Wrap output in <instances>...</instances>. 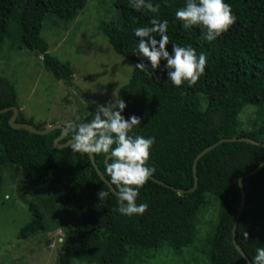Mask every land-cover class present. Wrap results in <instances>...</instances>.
<instances>
[{"label":"trees","instance_id":"trees-1","mask_svg":"<svg viewBox=\"0 0 264 264\" xmlns=\"http://www.w3.org/2000/svg\"><path fill=\"white\" fill-rule=\"evenodd\" d=\"M87 1L0 0V51L12 32L11 24L17 22L19 47L42 55L54 76L71 84L73 66L50 52L42 29L47 12L69 20ZM153 2L160 5L156 13L136 10L128 0H116L118 19L101 27L113 48L134 61L132 76L118 89V98L127 102L122 113L125 117H141L132 132L155 137L148 161L155 168L152 175L188 189L195 183V157L208 145L234 135L264 141V0H227L237 19L211 42L203 38L201 26H185L175 16L185 0ZM153 16L168 20L170 53L172 43L191 45L197 54L205 53V72L194 84L185 81L174 85L167 78L163 58L154 70L136 66L138 59L146 58L135 54L139 38L133 29L150 26ZM153 35L158 38L159 33ZM249 103L256 108V116L251 126H241L239 114ZM11 105L20 107L18 120L44 126L24 114L15 85L0 76V109ZM96 109L97 105L90 103V112L75 121L93 119ZM12 112L10 109L0 114V192L10 183V170H20L34 183V199L29 202L32 217L20 229V237L63 226L58 264H74L75 258L89 264H149L156 257L151 249L159 251L163 247L182 254L185 247L194 246L200 216L213 198L219 200L220 207L205 241L207 253L210 249L209 264H249L236 247L232 230L242 198L239 178L264 160V146L246 140L217 144L197 163L199 183L194 191L179 192L149 177L137 196V203L146 202L148 208L143 214L129 216L118 211L119 197L99 175L89 153L73 152L70 145L55 146L61 128L46 134L15 128L9 123ZM70 138L72 133L68 132L61 141ZM107 155L94 153L110 180L105 171ZM6 166L16 168L6 174ZM244 183L246 204L236 240L251 259L255 249L264 246V166L245 177ZM61 207L83 213L75 227L64 222Z\"/></svg>","mask_w":264,"mask_h":264},{"label":"rangeland","instance_id":"rangeland-1","mask_svg":"<svg viewBox=\"0 0 264 264\" xmlns=\"http://www.w3.org/2000/svg\"><path fill=\"white\" fill-rule=\"evenodd\" d=\"M116 0H88L86 6L72 19H65L51 11L45 14L42 35L50 52L74 68L71 84L54 76L40 54L19 47L17 22L0 51V76H6L17 91L20 106L36 124H67L90 112V103L107 105L118 99V89L133 73L134 61L118 53L102 30V24L116 21L120 15ZM256 108L250 103L239 114L240 125L251 126ZM5 173L14 166H6ZM7 175L10 183L0 192V264H58L64 227L20 237V229L31 220L29 202L34 199V183L20 170ZM9 198L5 199L4 194ZM26 193V195H24ZM11 196V197H10ZM200 216L198 236L193 247H185L182 254L163 247L149 264H209L210 249L205 244L214 228L220 202L210 200ZM61 205V204H60ZM62 208V207H61ZM62 208L64 222L75 227L81 211ZM74 264H89L75 258Z\"/></svg>","mask_w":264,"mask_h":264},{"label":"clouds","instance_id":"clouds-1","mask_svg":"<svg viewBox=\"0 0 264 264\" xmlns=\"http://www.w3.org/2000/svg\"><path fill=\"white\" fill-rule=\"evenodd\" d=\"M128 3L136 10H148L153 13L158 12L160 7V5L154 3L153 0H128ZM175 16L179 18L185 26H201L203 28L201 34L203 38L209 42L214 41L223 33L227 32L229 27L237 19L227 0H185L184 6L176 10ZM167 26V19L161 20L153 16L150 26L142 25L133 29L135 35L139 38L136 44L135 54L139 58H146L138 59L136 66L140 69H145L150 66V68L154 70L160 66L163 58L166 60L165 67L167 69V78L170 79L174 85L180 86L185 81L189 85L194 84L201 74L205 72V65L207 62L206 55L203 52L197 54L196 49L191 45H178L176 43H172V51L170 53L167 47L169 43ZM153 33H159L158 38L154 36ZM145 61H147V64ZM126 103L127 102L123 98H115L114 101H110L107 105H98L93 119L89 121H68V123L64 125L67 126V133H72L73 138L70 143V149L73 152H103L108 154L109 158L106 160L105 171L110 176L109 183L118 186V191L116 193L119 197L118 211L121 214L131 216L132 214H143L148 208L146 202L137 203V196L140 187L145 184L155 171L154 166L148 163L151 147L155 143V137L134 134L132 132L134 126L140 124L141 117L136 114L125 117L122 113L126 108ZM32 124L37 127L34 123ZM48 125H44L43 127ZM259 170H257V172ZM133 185L135 187H133ZM99 195L103 196L106 195V193L99 192ZM4 198H9V194L5 193ZM244 235L247 236L248 233L245 232ZM251 264H264V246L255 249V255L251 257Z\"/></svg>","mask_w":264,"mask_h":264},{"label":"water","instance_id":"water-1","mask_svg":"<svg viewBox=\"0 0 264 264\" xmlns=\"http://www.w3.org/2000/svg\"><path fill=\"white\" fill-rule=\"evenodd\" d=\"M9 109H12L13 110V113H12L10 119H9V123H10L11 126H13L15 128H25V129L30 130L31 132L41 133V134L47 133V132H49V131H51V130H53L55 128H62L61 134L54 141L55 146L56 147H65V146L70 145L72 138L68 139L65 142H61V139L67 134V131H66V127L67 126H65L64 124H62V123H55V124H50V125H48L46 127H43V128H37V127H35L30 122L18 121L17 120V117H18V114H19V107L18 106L13 105V106H9V107L2 108V109H0V113L5 112V111H7ZM238 139L239 140H247V141H250V142H253V143H256V144H259V145H263L264 146V142L263 141L254 139L252 137H247V136H241V137H237V136H234V137H223L220 140H218L217 142L208 145L207 147H205L204 149H202L196 155V157H195L194 164H193L195 183H194V185L191 188H188V189L172 186L169 183H167V182L159 179L158 177H156V176H154L152 174H151L150 178H152V179H154V180H156L158 182H161V183H163L165 185L171 186L174 189L178 190L179 192L194 191L196 189V187L198 186V183H199V177H198V173H197V163H198L199 159L206 152H208L209 150H211L213 147H215L220 142L226 141V140H238ZM89 156H90V159L92 160V162H93V164H94L97 172L102 177V179L105 182L108 183V185L110 186V188L115 193H117L118 189L116 188L115 185L109 183L110 180L107 178V176L102 171L101 167L98 165V163H97V161L95 159L94 153H89ZM108 158L109 157L107 155L106 160H108ZM263 165H264V161L259 166L255 167L254 169H252L249 172L245 173L242 177H240V180H239V182H240L239 184H240V187H241V195H242L241 197L242 198H241V204L239 206L238 212H237L236 217H235V222H234V225H233L232 232H233V239H234V242H235L236 247L238 248V250L241 252V254L244 256V258L247 260V262L249 264H251V259L249 258V256L245 252V250L242 248V246L236 240L237 226H238V223H239V220H240L242 211H243V209L245 207V204H246V190H245V185H244L243 179L246 176H250V175L256 173L257 170H259Z\"/></svg>","mask_w":264,"mask_h":264},{"label":"crops","instance_id":"crops-1","mask_svg":"<svg viewBox=\"0 0 264 264\" xmlns=\"http://www.w3.org/2000/svg\"><path fill=\"white\" fill-rule=\"evenodd\" d=\"M21 108L23 109V107L21 106Z\"/></svg>","mask_w":264,"mask_h":264}]
</instances>
